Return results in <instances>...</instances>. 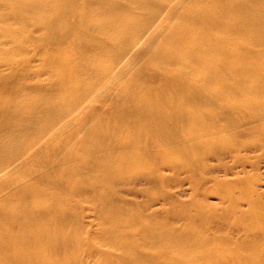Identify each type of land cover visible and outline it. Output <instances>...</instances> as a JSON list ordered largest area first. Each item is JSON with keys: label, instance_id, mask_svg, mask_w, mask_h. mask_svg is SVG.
I'll list each match as a JSON object with an SVG mask.
<instances>
[{"label": "bare ground", "instance_id": "1", "mask_svg": "<svg viewBox=\"0 0 264 264\" xmlns=\"http://www.w3.org/2000/svg\"><path fill=\"white\" fill-rule=\"evenodd\" d=\"M0 2V264H264V0Z\"/></svg>", "mask_w": 264, "mask_h": 264}, {"label": "rangeland", "instance_id": "2", "mask_svg": "<svg viewBox=\"0 0 264 264\" xmlns=\"http://www.w3.org/2000/svg\"><path fill=\"white\" fill-rule=\"evenodd\" d=\"M7 6H5L3 3L0 2V10H7ZM170 14L168 15L169 20ZM0 23H3V21L0 19ZM31 26H29L30 28ZM35 33L33 34V39L34 40H42V33L40 29H31ZM136 44V43H135ZM133 44V45H135ZM145 44V43H144ZM132 45V46H133ZM51 46H54L53 43H51ZM30 47H32L30 45ZM138 47V46H137ZM136 48L134 51H130L125 57L124 60H129L132 62L139 63L143 65V68L149 63V60L151 57L154 55L149 53L144 47ZM10 50V45H7L3 53H7L6 51ZM17 52V61L13 62H3L1 63L2 65L0 66V70L4 73H7L9 75H15V77L20 78L21 81H24L26 83V86L30 89H33L37 93H47L52 89V83L50 81V76H49V67H42L41 70L39 69L42 65V60L40 59L39 53H34L31 55L30 58H28V52L24 50H16ZM1 53V54H3ZM35 58V59H33ZM38 58V59H37ZM30 59V60H28ZM30 61V62H29ZM154 67L149 65L145 67V70L143 72V81L144 82H151V81H158V73L154 72L155 69ZM115 86L114 88H109V86H105L100 84L96 88V98L93 99V102L97 105H101L103 108H108L112 109V107L117 103L118 97L116 95L115 91ZM73 109L70 108L68 112H70ZM67 112V113H68ZM213 200L216 201L217 197H213ZM264 200V199H263ZM88 204L89 201H85L82 203V209L87 210L88 209ZM84 231L86 232V235H91L93 234L97 227L98 223L92 219V218H86L84 222ZM246 236L244 234H239L237 236V242H244V239ZM83 262L85 264H93L94 259L91 255H88V251H86L83 254Z\"/></svg>", "mask_w": 264, "mask_h": 264}]
</instances>
